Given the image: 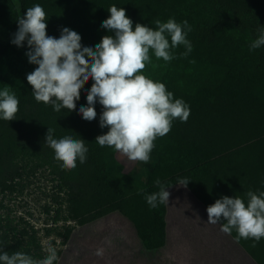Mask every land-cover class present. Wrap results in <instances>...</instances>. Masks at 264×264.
Wrapping results in <instances>:
<instances>
[{
  "label": "trees",
  "instance_id": "trees-1",
  "mask_svg": "<svg viewBox=\"0 0 264 264\" xmlns=\"http://www.w3.org/2000/svg\"><path fill=\"white\" fill-rule=\"evenodd\" d=\"M36 4L45 10L47 35L59 38L67 27L81 36L82 47H95L113 34L101 28L112 5L125 9L133 29L136 23L155 29L157 19L188 22L191 53L185 57L180 45L170 49L174 58L165 62L150 50V62L140 73L164 83L190 109L186 122L173 120L170 132L154 141L153 165L144 179L126 172L113 148L95 142L108 131L100 127L103 107L98 101L96 119L86 121L78 114L87 106L91 79L71 112H55L51 104L35 100L26 77L37 65L28 62L26 41L17 47L11 40L17 17ZM260 26L264 0H0V91L8 87L19 100L15 120L0 119V194L15 193L26 169H46L66 197L69 221L85 226L118 213L147 252L166 245V204L151 208L145 199L159 191L157 179L170 189L187 178V190L206 209L223 196L247 203L248 191H264V46L249 50ZM48 127L56 139H84L86 161L77 159L75 168L62 169L44 142ZM71 232L67 228L66 239ZM21 234L28 239L25 244L12 228L0 226V248L35 259L40 251L35 237L25 230ZM236 235L233 230L230 236L236 241ZM236 243L256 264H264V238L255 247L253 239Z\"/></svg>",
  "mask_w": 264,
  "mask_h": 264
},
{
  "label": "clouds",
  "instance_id": "clouds-1",
  "mask_svg": "<svg viewBox=\"0 0 264 264\" xmlns=\"http://www.w3.org/2000/svg\"><path fill=\"white\" fill-rule=\"evenodd\" d=\"M108 11L110 16L101 28L113 34L103 36L95 47H82L81 36L67 27L61 30L59 38L47 35L46 13L39 4L17 17L18 29L11 43L23 47L26 41L28 62L37 65L26 77L37 102L51 104L55 112L62 108L69 112L76 110L81 89L91 79L87 106H81L78 114L92 121L97 116V101L103 107L100 127L108 131L98 135L95 142L100 147L113 148L131 161L147 163L154 141L170 132L173 120L186 122L190 109L182 99H174L164 83L140 73L150 62V50L156 59L168 62L174 58L170 49L183 45L186 49L183 55L188 56L192 45L185 29L191 31V28L186 20L181 24L169 18L167 22L155 20V29L140 23L133 29V21L124 8L112 5ZM261 46H264V27L260 26L249 50ZM18 105L19 100L8 87L0 91V119L15 120ZM44 142L54 150V159L62 169L75 168L77 159L81 164L86 161L88 148L84 139L72 136L56 139L54 129L48 127ZM189 182L187 178L181 179L179 186L186 188ZM155 184L159 191L145 194L151 208L169 203L170 192L166 190L169 187L159 179ZM245 195L247 203L238 196L217 199L206 209V223L220 224V231L228 235L235 230L237 242L253 239L251 246L255 247L264 238V191L257 194L250 190ZM44 251L45 258L36 260L24 252L10 254L0 248V264H54L56 249L49 244ZM96 255H102V249Z\"/></svg>",
  "mask_w": 264,
  "mask_h": 264
},
{
  "label": "rangeland",
  "instance_id": "rangeland-1",
  "mask_svg": "<svg viewBox=\"0 0 264 264\" xmlns=\"http://www.w3.org/2000/svg\"><path fill=\"white\" fill-rule=\"evenodd\" d=\"M126 172L142 180L153 165L131 161L118 154ZM57 180L48 170L26 173L18 181L15 193L0 194V226L21 234L33 235L40 251L36 260L45 258L51 244L57 252L54 264H237L238 261L220 239L200 223L180 215V207L171 199L172 214L167 225V242L160 250L143 249L135 230L120 214L114 213L85 226L67 219L66 197L57 188ZM67 228L72 230L68 239ZM238 248H240L238 246ZM102 249V255H96ZM247 257V255H246ZM250 260V259H249ZM251 261V260H250ZM252 262V261H251Z\"/></svg>",
  "mask_w": 264,
  "mask_h": 264
},
{
  "label": "crops",
  "instance_id": "crops-1",
  "mask_svg": "<svg viewBox=\"0 0 264 264\" xmlns=\"http://www.w3.org/2000/svg\"><path fill=\"white\" fill-rule=\"evenodd\" d=\"M167 191L170 192L169 203L166 204V242H167V225L172 214V207L170 206V200L172 199L175 202V205L180 207V215H185L184 217L190 218L196 222L200 223L206 229L210 230L220 241L228 247L233 257L238 261L237 264H256L250 257L247 255L242 247L236 243V241L228 234H225L220 231V224L211 225L206 223L208 216L206 208L187 190V188L176 185ZM238 246L240 248H238ZM164 248V247H163ZM162 249V248H161ZM160 250V249H158ZM247 255V257H246ZM252 261H250V260Z\"/></svg>",
  "mask_w": 264,
  "mask_h": 264
}]
</instances>
